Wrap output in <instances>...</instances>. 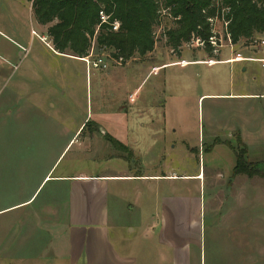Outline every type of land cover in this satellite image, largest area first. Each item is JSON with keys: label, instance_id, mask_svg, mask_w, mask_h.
Returning a JSON list of instances; mask_svg holds the SVG:
<instances>
[{"label": "rangeland", "instance_id": "obj_1", "mask_svg": "<svg viewBox=\"0 0 264 264\" xmlns=\"http://www.w3.org/2000/svg\"><path fill=\"white\" fill-rule=\"evenodd\" d=\"M30 6L0 0V264H83L71 254L68 183L55 178L127 171L126 154L112 148L105 132L133 152L129 174H201L200 183L178 180L172 189L186 199L182 236H191L187 223L198 231L195 238L179 240V254L159 237L168 186L108 183V240L118 256L133 264H173L179 256L180 264H264V177H232V149L241 153L242 145L248 162L264 165V63L224 62L235 56L263 58L264 36L232 48L221 41L217 58L189 42L179 61L190 64L180 68L171 65L176 56L161 30L171 23L162 19L151 55L118 66L106 51L92 52L89 59L102 56L108 69L87 73L83 62L49 52L40 40L48 26L37 29ZM218 30L216 24L221 40ZM202 60L223 62L191 63ZM163 64L169 66L149 74ZM229 93L257 96L225 97ZM206 94L221 97H202ZM162 108L168 115L165 128L179 127L175 136L160 124ZM117 126L132 127L131 137L112 128ZM161 134L179 141L170 159ZM165 234L172 240L173 231ZM74 247L80 254L83 247Z\"/></svg>", "mask_w": 264, "mask_h": 264}, {"label": "trees", "instance_id": "obj_2", "mask_svg": "<svg viewBox=\"0 0 264 264\" xmlns=\"http://www.w3.org/2000/svg\"><path fill=\"white\" fill-rule=\"evenodd\" d=\"M31 4L32 15L40 26H48L46 36L52 49L82 59L91 52L106 51L112 61L123 66L135 56L143 58L155 48L154 29L162 19L171 23L162 30L165 45L177 59L183 45L194 38L205 42L208 58H217L206 43L211 37L210 19L227 23L232 45L245 41L253 45L255 36H264V0H23ZM100 13L107 18L102 21ZM117 23V31L113 25ZM113 149L126 154L131 152L118 141L104 135ZM237 144L240 137L237 136ZM235 166L232 177L248 179L264 177V165L246 159L247 150L241 153L232 149Z\"/></svg>", "mask_w": 264, "mask_h": 264}, {"label": "crops", "instance_id": "obj_3", "mask_svg": "<svg viewBox=\"0 0 264 264\" xmlns=\"http://www.w3.org/2000/svg\"><path fill=\"white\" fill-rule=\"evenodd\" d=\"M29 12L31 14V6L29 7ZM37 25V29L40 30L41 26ZM45 35V36H44ZM42 36V38H47L46 32ZM49 41V39L47 38ZM49 52H51L54 57H63L68 58L76 61L82 62L81 59L74 58L72 56L66 55V54H58L54 50L47 47ZM151 55V54H150ZM182 58V57H181ZM180 58V59H181ZM179 59V60H180ZM261 59H264L261 58ZM156 66H154L152 69H154ZM85 70L87 72V69L85 67ZM242 72H245V68L241 69ZM150 74V73H149ZM168 77V76H167ZM164 82V86H165ZM167 85V84H166ZM166 94L170 95V92L168 88H166ZM205 96H211V97H221L220 95H210L206 94ZM225 96V95H224ZM257 95H249V94H237L234 95L232 93H229L225 97H236V98H249V97H256ZM201 97V98H202ZM132 101V98H130ZM159 105H162V102H159ZM163 107V106H162ZM167 110L165 108H162L159 112L160 116V124H162V127L168 134L175 136L178 132H180L178 126H166L167 123ZM127 113V112H125ZM86 121V120H85ZM84 123L81 124V126L78 128L74 136L71 138L70 142L68 143V146L73 142V139L77 135V133L81 130ZM114 129H117L118 131H124V132H130L128 135L131 137V134L133 133L134 129L132 127L129 128H122V126L112 127ZM114 129H111L110 131L116 132ZM185 129V128H184ZM184 129H182V133L184 132ZM97 130L99 131V127H97ZM103 135H108L106 132L103 133ZM113 138V137H112ZM241 138V137H240ZM114 140L118 141L122 144V140H117L113 138ZM168 139V141H167ZM161 140L166 143L165 150H166V157L169 158L172 156L173 151L179 147L180 144L178 140L175 142L171 138L169 140V137L165 140V134H161ZM132 142V141H130ZM125 146L124 144H122ZM126 147V146H125ZM127 148V147H126ZM131 154L133 155V152L127 148ZM192 150V149H190ZM188 150V155H191L192 151ZM171 161V160H169ZM124 165L127 169V171H124L122 174H113V175H99V176H86L82 174L78 175H72V176H58L56 177V181L59 183H68V227H69V234H71V244L70 247L72 248V256L76 259V261H80L79 259H82L83 264H133L130 262V260H127L125 257H120L118 254L111 248L110 242L108 240V213H107V190H108V183L110 182H164L165 185H167V191L166 196L163 197V203H164V210H163V216L160 223V226L163 228L161 230L160 234V241L165 240L167 241V245L170 246V249L173 253L179 254L181 251L179 249V240L182 239V242L189 237L195 238V235L198 234V231L194 227L195 223L190 225L187 223L185 226L182 225V228L185 226L187 230L190 232L191 236L184 237L182 236L181 231V222L182 216H183V210H185V204L186 199L183 196H180V193L174 194L172 192V189L174 187V183L178 180H181V182L188 181L191 178L197 179V181L201 182V174H197L196 176H175L174 172L166 170V172H161L159 175H147V174H129L130 169L133 165V163L127 164L126 161H124ZM171 165V164H170ZM235 166V165H234ZM234 168V167H233ZM129 171V172H128ZM241 177V176H240ZM255 178V177H254ZM47 179V177L45 178ZM248 179V178H246ZM253 179V178H252ZM249 180V179H248ZM29 201L25 202L28 203ZM188 205L189 202H188ZM169 211L173 212V216L171 218L168 216ZM198 227V225H197ZM153 230V228H149ZM147 228V230H149ZM173 231V235L170 237L172 240H168V234L166 235V230ZM74 232L76 235H73ZM148 232V231H147ZM174 239V240H173ZM169 241V242H168ZM82 246V250L80 249V254H77L78 250L74 252V246L76 245ZM189 249V247H188ZM181 255V253H180ZM177 260V261H176ZM175 262L173 264H180L182 262V257L179 256L176 258ZM77 263V262H76Z\"/></svg>", "mask_w": 264, "mask_h": 264}, {"label": "built area", "instance_id": "obj_4", "mask_svg": "<svg viewBox=\"0 0 264 264\" xmlns=\"http://www.w3.org/2000/svg\"><path fill=\"white\" fill-rule=\"evenodd\" d=\"M100 17L102 19L103 22H105V20L107 19L103 13H100ZM209 23L211 25V29H212V32H211V37L208 38L207 40V44L211 47L212 49V53L213 55L216 57L215 54L218 53V47H221V41H224L226 44H227V47H230L232 48L234 45L231 44V41H230V37H229V34L227 33V30H226V27H227V23H218L216 20L214 19H210L209 20ZM216 24H218L220 26V30H218L220 36H221V40L218 39V33L216 31L215 33V28H216ZM118 24L115 23L112 27L113 31H117L118 29ZM32 34H34V32L32 31ZM40 40L50 49H52L51 46H49L47 44V40L45 38H40ZM195 41V42H194ZM191 43L194 42L191 46V48H196V49H201L202 51L204 50L205 48V42L204 41H201L199 38H192ZM49 43L50 40H49ZM219 43V44H218ZM190 43H187V44H184L183 45V48L187 45L189 46ZM260 46H264V41H260ZM53 50V49H52ZM172 53V51H171ZM92 52L89 54L88 57L86 58H82V62L85 64L86 66V69H87V73H89L90 70H94V71H106L108 69V66L105 62V60L102 58V56H97L95 59L93 60H90L89 57L91 56ZM107 59L111 62H114L116 63V65L118 66H121L120 64V61L118 62H115V61H112L108 58L107 56ZM244 61H258V62H262L264 63V59H245V58H239V57H231L230 59L224 61L225 63H228V64H233V63H236V62H244ZM223 61H214V60H202V61H194V62H191L192 64H196V65H199V64H203V65H206L208 67L216 64V63H222ZM190 64V62H183V61H179V59L176 58L175 62H173L171 65H174V66H179L180 68L186 66ZM169 65H161V66H158V67H155L154 69L151 70L150 74H152L153 76H156L158 75L162 70L166 69Z\"/></svg>", "mask_w": 264, "mask_h": 264}]
</instances>
